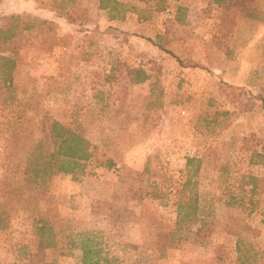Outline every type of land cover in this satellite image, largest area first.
<instances>
[{"label":"rangeland","instance_id":"1","mask_svg":"<svg viewBox=\"0 0 264 264\" xmlns=\"http://www.w3.org/2000/svg\"><path fill=\"white\" fill-rule=\"evenodd\" d=\"M115 1L124 19L100 0L0 3V31L20 17L0 40V58L16 61L7 76L0 60V264H81V232L119 264H239L238 237L247 264H264V0ZM139 69L147 79L134 83ZM46 119L80 131L92 157L38 188L26 161L53 148ZM187 158L200 170L182 189ZM191 192L195 222L173 238ZM39 219L57 247L39 251Z\"/></svg>","mask_w":264,"mask_h":264},{"label":"trees","instance_id":"2","mask_svg":"<svg viewBox=\"0 0 264 264\" xmlns=\"http://www.w3.org/2000/svg\"><path fill=\"white\" fill-rule=\"evenodd\" d=\"M2 0H0L1 3ZM165 1V0H163ZM176 1V0H175ZM215 4L224 8L239 7L245 8L247 4L253 0H213ZM100 9L109 12L110 19H124L126 13V6L115 0H100ZM15 22L14 32L0 31V40L9 41L12 40L18 29V22L20 17L14 15L12 17ZM178 20V19H177ZM30 26L24 25L23 32L29 31ZM169 33L166 30L164 36L168 37ZM2 36V37H1ZM171 40L167 39L166 44H169ZM176 58L174 55H172ZM177 59V58H176ZM4 65L5 75H11L16 66V61L11 58H0ZM178 60V59H177ZM134 83H142L147 79L145 71L139 69L133 71ZM264 109V101H263ZM47 128H45V137L51 141L53 148L51 151L43 153L41 151L38 158H28L27 167L25 173L28 174V179L31 184L38 188L44 187L47 181L53 177L59 175H76L82 173L84 169L83 163L87 162L91 157V144L87 138L78 130L69 129L59 122L52 119H46ZM42 148V144H38L35 151ZM32 153V155L34 154ZM259 158L264 160V155H259ZM111 166V164L109 165ZM200 170V162L197 158H187L185 165L186 179L183 183L182 189L192 186L193 179ZM255 191V187L253 188ZM197 198L198 195L195 192H191L189 198L182 202L178 200L177 206V221L175 231L171 234L174 238L178 233L186 228L191 227L197 215ZM5 212L0 208V229H7L9 227V221L4 218ZM237 223V222H236ZM264 224V219H263ZM206 224L201 221L200 227L197 229V233H201ZM239 227H242L241 232H252V229L245 223H239ZM33 233L39 238V251L49 248H55L58 246L56 240L57 233L48 221L44 219L34 220ZM229 234L235 235L232 229H228ZM171 243H175L172 239ZM73 247L77 248L81 252V264H119L115 257H110L106 254L101 243L95 237V234L90 232L77 233L75 241H71ZM250 244L238 237L236 242L237 261L239 264H247L250 258L249 255ZM34 255L33 257H36Z\"/></svg>","mask_w":264,"mask_h":264}]
</instances>
